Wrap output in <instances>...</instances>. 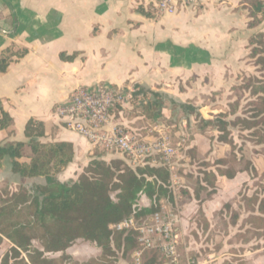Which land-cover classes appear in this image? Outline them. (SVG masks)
I'll return each mask as SVG.
<instances>
[{"label":"crops","instance_id":"0c3cea01","mask_svg":"<svg viewBox=\"0 0 264 264\" xmlns=\"http://www.w3.org/2000/svg\"><path fill=\"white\" fill-rule=\"evenodd\" d=\"M200 1L198 6L161 15L153 0H8L18 17V27L13 33H9L13 28L12 11L7 3L10 22L0 5V53L9 46L29 51L27 56L11 63L6 72H0V99L14 119L12 127L0 129V144L28 142L29 121L42 122L45 133L41 141H66L74 146V161L60 175L64 180L70 169L80 174L95 158L108 162L123 159L129 163L124 154L97 148L55 115V106L67 102L76 88L108 84L121 88L135 86L139 92L143 86L181 108L191 104L190 101L198 108L203 105L204 96L232 91L237 72L242 69L235 65L231 51L236 39V19L238 12H244L248 21V11L241 0ZM62 54L73 59L66 60ZM139 100L145 102L143 98ZM132 102L113 109L109 126L120 125L142 139H155L153 129L161 126L158 117L152 119L156 125H151L143 120L146 115L129 116L124 110ZM201 137L202 134H194L187 148L206 153L200 144ZM221 145L216 143L213 150L209 144L208 149L219 154ZM24 154V160H28L32 154L29 145L25 146ZM11 177L13 163L7 156L0 168V186L6 185ZM249 177L242 172L233 179L219 176L223 188L204 200L194 197L188 206L199 204L211 223L212 214L236 197L234 192ZM17 186L18 183L12 182V187ZM141 203L146 206L150 200L143 197ZM184 222L180 218L179 232ZM12 245L9 239H4L0 260ZM228 254L223 248L214 251L204 263L222 264ZM162 256L164 264H172L168 257ZM244 256L247 264H264V245L247 248Z\"/></svg>","mask_w":264,"mask_h":264},{"label":"trees","instance_id":"16d2710c","mask_svg":"<svg viewBox=\"0 0 264 264\" xmlns=\"http://www.w3.org/2000/svg\"><path fill=\"white\" fill-rule=\"evenodd\" d=\"M241 4L248 11L249 29L264 23V0H241ZM248 48V58L253 60L261 75L240 77L241 83L231 89L237 93V99L230 103L228 109L206 118L195 106L182 105L186 112L197 114L202 132L217 129L220 133L218 142L231 146L230 156L216 160V171H204L205 184H201V189L211 187L209 198L217 189L224 187L219 176L233 179L242 171L238 167L240 160L233 128L242 133L249 132L250 141L263 147L257 153L264 158V31L253 32L249 36ZM28 53L27 48L16 46L2 50L0 72H6L11 63ZM62 58L71 60L73 56L62 54ZM246 93L250 94V100L244 112L239 114L241 99ZM139 98L145 100L142 107L148 118L161 116L165 103L160 93L140 86L133 101L137 102ZM13 124L14 119L0 99V129H9ZM44 133L42 122L30 120L26 127L28 142L0 144V168L7 156L13 163V177L7 179V184L0 190V245L5 238L14 244L3 255L0 264H120L122 257L135 251L139 231H118L111 226L129 217H134L139 225L146 224L155 212L161 210L164 202H175L169 166L163 159L157 162V156L147 158L144 164L136 167L123 159L108 162L95 158L77 179L62 180L61 173L74 161V146L66 141L43 142L40 139ZM26 145L32 152L28 160H24ZM244 170L252 179H258L259 182H255L257 188L252 194L241 191L225 203L221 219L226 227L225 234H228L229 226H236L241 219V213L233 208L238 201L247 217L236 237L243 245H248L264 240V168L249 161ZM12 182L18 183L17 188L12 187ZM244 186L248 185L245 183ZM184 193L188 191L184 190ZM143 197L150 200L149 205L141 203ZM224 210H227L225 216ZM199 212L203 213L201 207ZM204 222L209 229L208 219L205 218ZM79 240L95 244L100 254L83 263L75 260L67 251ZM36 241L41 248L35 246ZM260 247L257 244L254 248ZM245 250L233 249L234 256L222 264H247L240 255V251ZM50 254L60 255L51 257ZM143 264L156 262L144 259Z\"/></svg>","mask_w":264,"mask_h":264},{"label":"rangeland","instance_id":"374dc122","mask_svg":"<svg viewBox=\"0 0 264 264\" xmlns=\"http://www.w3.org/2000/svg\"><path fill=\"white\" fill-rule=\"evenodd\" d=\"M7 1L8 0H0V5L8 15L10 14V10L8 9ZM246 15L247 13L244 12H238L237 14L236 39L231 50L232 56L234 60H236L234 61L235 65H237V68H242L237 72L236 85L241 83L240 77L245 75H261L260 71H258L257 67L254 65L253 60L248 58L245 63L244 58L247 56L248 52H250V49L248 50L246 47L249 35L259 30L264 31V23L260 27L250 30L246 26ZM8 16L9 21L12 22L11 15ZM236 99L237 93L234 91L204 96L202 98L203 105L198 107L200 108L199 112H201L204 117L209 118L211 115L218 114L222 109H228L230 103ZM249 100L250 94H244L241 99L242 105L239 114L244 112V107ZM132 103V106H129L124 110L129 116L146 115L142 107L144 103L143 101L138 100L137 102L133 101ZM164 103L165 108H163L161 116L158 117L157 120L158 124L161 126L153 129V133L156 135V138L160 137L161 134L169 136L171 144L175 149V155L171 163L173 168L171 169L170 165L169 168L171 171L172 187L176 193V199L174 203L164 202L162 208L177 214L179 218L185 219L184 225H181V231L178 234L179 264H206L204 261L209 260V253H213L214 251L219 252L222 248L229 252L230 254H228V256L229 258H232V256H234V253H232L233 249H255L254 247L257 244L263 246L264 244L260 243L261 241H254L248 245H243L237 240L236 235L242 229L243 221L247 217V213L239 207L238 201L234 203L233 208L241 213V219L236 226H229L228 234H225L226 227L221 219V216H223L221 214L223 207L212 214V222H209V229H206L204 222V219L207 218L206 213L204 211L203 213L199 212V204L196 206H188L190 201H193L194 197H197L198 195L202 200L209 198L208 193L211 191V187H208V189L205 190L201 189V184H205L203 183V179L205 178L204 171L209 169L216 171V160L221 156H230L231 146L223 144L221 145L220 150H218L220 152L219 154L215 151H213V153L211 149L214 150V145L216 143L218 144L219 131L210 128L206 132H202L200 130L199 118L196 113L191 114L186 112L167 98H164ZM190 103L192 105L194 104L193 101H190ZM143 120L150 122L151 125H156L153 120L147 116H145ZM196 133L202 134L200 144L206 148V153L204 154L200 153L197 148H187L190 144V139L194 137V134ZM232 133L237 144V155L240 160L238 167L242 170L241 172L250 175L249 172L244 170L247 168L249 161L255 162L260 168H264V158L257 153V151H261L263 147L257 146L253 141H250L251 139L248 135L249 132L242 133L239 129L233 128ZM209 144L211 149H208ZM157 157V162H160L162 159L164 160L162 155H158ZM74 170L76 169H70L69 173H65V176H63L64 180H70L71 178L77 179L79 174ZM249 178V181L246 183L248 186L243 185L239 191L234 192V195L238 196L241 191H247L248 193L251 192L252 194L257 188L255 182L259 181L258 179H252L251 176ZM4 186L5 185L0 186V190ZM184 190L188 191L189 194L184 193ZM223 212L224 216L227 215V210H224ZM229 215L226 216L228 220L230 218ZM34 244L36 247L41 248L39 242L36 241ZM9 249L10 247H8L5 253ZM157 250V252L156 249L154 251L146 252L145 261L152 262L155 260L156 264H164L162 253L159 249ZM246 250L245 252L240 251V255L244 258ZM67 252L71 254L75 260H78L81 263L87 262L91 258H95L100 254V251L95 244L84 240L77 241ZM58 255L60 254H50L51 257H56ZM120 256L122 257V254ZM120 264H134L132 254L128 253L122 257Z\"/></svg>","mask_w":264,"mask_h":264},{"label":"built area","instance_id":"2783aa9c","mask_svg":"<svg viewBox=\"0 0 264 264\" xmlns=\"http://www.w3.org/2000/svg\"><path fill=\"white\" fill-rule=\"evenodd\" d=\"M200 0H153L158 14H172L185 7H195ZM138 88L135 86L114 87L99 84L94 87H78L71 98L55 106L54 113L69 129L87 138L94 146L107 152L124 154L133 166L144 164L147 158L162 155L172 169L175 149L169 136L161 134L153 140L142 139L123 126H109L112 111L117 106L131 103ZM180 218L162 208L150 221L139 225L134 217L126 218L111 226L114 230L135 229L139 231L133 263L143 264L146 252L159 249L176 264Z\"/></svg>","mask_w":264,"mask_h":264},{"label":"water","instance_id":"95a60500","mask_svg":"<svg viewBox=\"0 0 264 264\" xmlns=\"http://www.w3.org/2000/svg\"><path fill=\"white\" fill-rule=\"evenodd\" d=\"M8 5L12 11V16H13V28L12 30L9 32V33H13L16 31L17 27H18V17H17V14H16V11L13 7V5L11 3L8 2Z\"/></svg>","mask_w":264,"mask_h":264}]
</instances>
